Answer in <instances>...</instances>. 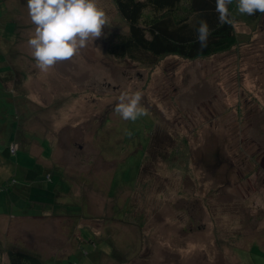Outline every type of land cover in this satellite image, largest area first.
Listing matches in <instances>:
<instances>
[{"label": "rangeland", "instance_id": "obj_1", "mask_svg": "<svg viewBox=\"0 0 264 264\" xmlns=\"http://www.w3.org/2000/svg\"><path fill=\"white\" fill-rule=\"evenodd\" d=\"M99 3L105 36L42 73L27 0H0V264H264V14L236 10L227 50L147 64L109 53L129 25ZM125 91L146 116L115 113Z\"/></svg>", "mask_w": 264, "mask_h": 264}, {"label": "trees", "instance_id": "obj_2", "mask_svg": "<svg viewBox=\"0 0 264 264\" xmlns=\"http://www.w3.org/2000/svg\"><path fill=\"white\" fill-rule=\"evenodd\" d=\"M128 22L127 33H117L108 51L118 58H130L147 64H155L165 55H179L191 60L207 57L229 49L237 41L235 25H219L216 0H115ZM238 19L236 4L229 6ZM261 13L243 15L246 20H257ZM206 20L213 29L206 48L197 41L196 28ZM1 21V20H0ZM11 143L4 149L10 157ZM19 149V147H18ZM38 172L30 169L28 178L35 179ZM2 253H0V258ZM10 264H45L36 254L25 250H8Z\"/></svg>", "mask_w": 264, "mask_h": 264}, {"label": "clouds", "instance_id": "obj_3", "mask_svg": "<svg viewBox=\"0 0 264 264\" xmlns=\"http://www.w3.org/2000/svg\"><path fill=\"white\" fill-rule=\"evenodd\" d=\"M233 0H216L219 25L234 26L236 21L229 6ZM27 10L34 32L27 40L35 67L48 73L57 64L73 60L89 43L105 36L104 28H111V18L99 0H27ZM241 15L264 14V0H236ZM213 29L206 20L196 28L200 47L206 48ZM143 93L122 92L115 113L125 121L135 122L146 116L142 105ZM131 135L130 132L127 133ZM255 211V210H253Z\"/></svg>", "mask_w": 264, "mask_h": 264}, {"label": "crops", "instance_id": "obj_4", "mask_svg": "<svg viewBox=\"0 0 264 264\" xmlns=\"http://www.w3.org/2000/svg\"><path fill=\"white\" fill-rule=\"evenodd\" d=\"M13 221H14V224H15L18 228H20V227H19V226H20V223H18V220L14 219ZM15 221H17V222H15ZM71 231L74 232V230H72V228H71ZM94 236H95V235H94ZM83 237H84V236H83ZM90 238H91V237H90ZM87 241H90V240L87 239ZM81 242H83V241H81ZM90 242H91V241H90ZM81 244H82V243H80V245H81ZM36 253H38V254H36V255H39V256L41 255L40 252H36Z\"/></svg>", "mask_w": 264, "mask_h": 264}, {"label": "built area", "instance_id": "obj_5", "mask_svg": "<svg viewBox=\"0 0 264 264\" xmlns=\"http://www.w3.org/2000/svg\"><path fill=\"white\" fill-rule=\"evenodd\" d=\"M16 145L14 144V145H12V151L15 153L16 152V147H15ZM17 149H18V147H17Z\"/></svg>", "mask_w": 264, "mask_h": 264}]
</instances>
